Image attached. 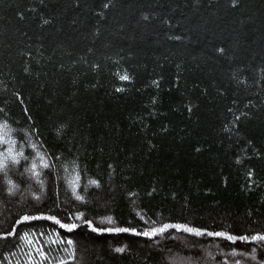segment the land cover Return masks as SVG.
Masks as SVG:
<instances>
[{
	"label": "trees",
	"instance_id": "1",
	"mask_svg": "<svg viewBox=\"0 0 264 264\" xmlns=\"http://www.w3.org/2000/svg\"><path fill=\"white\" fill-rule=\"evenodd\" d=\"M256 236L264 0H0V264H264Z\"/></svg>",
	"mask_w": 264,
	"mask_h": 264
},
{
	"label": "snow or ice",
	"instance_id": "2",
	"mask_svg": "<svg viewBox=\"0 0 264 264\" xmlns=\"http://www.w3.org/2000/svg\"><path fill=\"white\" fill-rule=\"evenodd\" d=\"M121 79L122 80H127L128 76H126V75L121 76ZM14 162L18 163V161H14ZM44 166L47 167L48 165L45 163ZM33 168H35V164H33ZM91 183L96 184L97 182L96 181H92ZM77 199H82V197L78 196ZM32 219H38V217L24 216L20 222L22 223V222L30 221ZM47 219H53L54 220L55 218L54 217H47ZM55 222L56 223H60L58 220L55 221ZM108 222L111 223V219L110 218H109ZM61 227L69 228V230H70L71 228H74L75 225H71V226H69V225H61ZM168 227H170V226L169 225H165V226H163V227H161L159 229H155L154 228V229H152L151 232L145 231V232H142V233H138V232H135V230H130V229H127V228L107 229V231H109V232L115 231L117 233L133 231L134 234H140V235H144V236H154V235H156L158 233L164 232ZM176 227H180V226H176ZM183 230L184 231H188V232H194L195 231V234H197V235H202L203 234L200 231L193 230L191 228H184ZM10 234L14 235V233H10ZM208 235H215L217 237H220V236H223L224 234H222V233H214V234L213 233H208ZM225 238L228 239V240H234L235 239L234 237H232L230 235L226 236ZM241 239L247 240L248 238L247 237H241ZM252 239L264 240V236H256V237H253ZM68 243H72V242L68 241ZM116 251L122 252V251H124V249L123 248H117Z\"/></svg>",
	"mask_w": 264,
	"mask_h": 264
}]
</instances>
